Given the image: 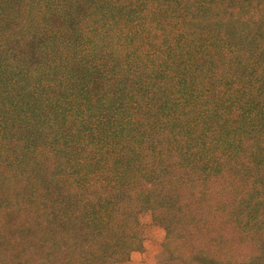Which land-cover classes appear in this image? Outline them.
Here are the masks:
<instances>
[{
	"label": "trees",
	"instance_id": "obj_1",
	"mask_svg": "<svg viewBox=\"0 0 264 264\" xmlns=\"http://www.w3.org/2000/svg\"><path fill=\"white\" fill-rule=\"evenodd\" d=\"M145 211L264 261V0H0V264L127 261Z\"/></svg>",
	"mask_w": 264,
	"mask_h": 264
},
{
	"label": "rangeland",
	"instance_id": "obj_2",
	"mask_svg": "<svg viewBox=\"0 0 264 264\" xmlns=\"http://www.w3.org/2000/svg\"><path fill=\"white\" fill-rule=\"evenodd\" d=\"M138 223L142 232L141 245L129 255L127 261L116 264H183L171 258L163 247L164 229L153 223L150 212L139 213Z\"/></svg>",
	"mask_w": 264,
	"mask_h": 264
}]
</instances>
